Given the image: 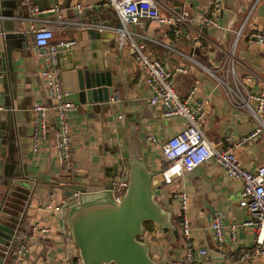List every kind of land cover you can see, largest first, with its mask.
<instances>
[{"label": "crops", "instance_id": "crops-1", "mask_svg": "<svg viewBox=\"0 0 264 264\" xmlns=\"http://www.w3.org/2000/svg\"><path fill=\"white\" fill-rule=\"evenodd\" d=\"M55 1L63 21H76L73 6L79 4L83 6L79 21L117 27L113 11L100 7V0ZM153 1L163 16L184 11L189 18L196 21L201 17L207 0ZM30 2L39 11L36 28L44 26L52 29L55 41L75 43L70 50H59L56 56L61 85L63 81L71 82L75 70L87 65L111 74L119 86L112 94L118 102L113 103L114 108L109 119L106 110L93 111L86 105L72 102L75 109L66 114L71 153L68 174H61L55 162L54 133L57 129V118L51 111L46 116L44 138L39 141L36 152L32 153L33 125L30 109L33 104L48 105L40 76L42 64L34 55L24 0H0V32L4 33V37H0V197L4 193V184L16 175L30 186L35 185V192L40 194L39 204L49 201L55 206L64 198L57 200L46 197L44 192L52 184L64 186L66 183L63 181L71 179L73 185L84 188L103 182L107 178L114 180L121 160V153L114 155V152L117 145L120 152L126 150L124 139L128 121H131L135 128L141 157L145 160L147 168L156 172L158 177V172L165 166L159 146L181 131L184 122L178 117L165 118L159 107L148 105L149 89L134 61L126 38L110 30L96 31L97 39L95 45L91 46L92 42L86 36V30L65 27L58 31L55 25L44 23L53 19L52 14L48 13L53 0ZM247 15L241 36L232 49L234 34ZM129 30L162 43H167L169 39L166 26L148 20H143L140 25ZM256 31H264V0H223L220 15L213 26L201 31L197 24L183 23L178 29L175 47L182 55L209 71L221 67L226 56L232 51L235 75L245 88V91H241V96L244 97L245 92L256 93L260 83L264 82V47L248 45L245 41L249 33ZM147 51L165 70H170L176 65L187 69L186 74L173 78L172 87L176 94L182 97L194 86L196 90L191 106L201 101L206 102L200 129L212 146H220L226 136L232 140L243 138L254 129L255 122L249 114L232 106L215 80L198 65L154 45H147ZM6 52L12 57L9 71ZM110 103L112 102L108 101V104ZM117 116L121 119H117ZM262 119L264 121V114ZM148 137L153 141H148ZM233 155L237 164L247 171L253 172L264 166V130L233 150ZM239 188V182L229 177L212 161L185 172L174 185L166 187L158 202L162 208L171 212L172 229L159 232L152 228L146 231L151 259L158 264H168L179 260L183 255L184 241L178 225V203L173 197L174 191H178L187 197L186 219L193 248H205L207 251L206 257L198 260L196 264H213L207 258L208 251L215 249L209 230L214 213L219 214L221 226L226 234L223 249L218 250L223 252L224 262L264 264V259L241 262L229 258L248 248L252 238V228L242 224L248 214L238 206ZM168 191L170 192L167 193ZM63 208L58 214H41L31 208L27 209L31 218L27 220L29 225L26 227L30 231V227L36 223V233L33 231L31 236L37 237V240L30 245L25 259L20 264H54L64 258L76 257L75 248L65 236ZM16 222L17 220L14 221ZM229 227L233 228V241L227 236ZM40 228H47L49 232L40 235Z\"/></svg>", "mask_w": 264, "mask_h": 264}, {"label": "built area", "instance_id": "built-area-1", "mask_svg": "<svg viewBox=\"0 0 264 264\" xmlns=\"http://www.w3.org/2000/svg\"><path fill=\"white\" fill-rule=\"evenodd\" d=\"M222 2L223 0H207L201 17L194 21L184 11L180 14H170L169 16L161 15L158 6L153 0H100V7L109 8L114 13L117 27L113 28L102 24L79 21L83 8L79 4L73 6L76 21H63L60 9L56 1L53 0L48 9V13L52 14L53 19L44 23L55 25L58 31H62L65 27L79 30L91 29L98 32L110 30L126 38L134 61L142 74L146 87L149 89L148 105L159 107L162 111V116L165 118L178 117L184 122L181 131L165 140L159 146L160 156L165 166L158 172V179L162 181L164 187L172 186L185 172H190L205 162L212 161L222 168L229 177L237 180L240 184L237 196L238 206L248 214V217L242 224L243 226L252 228V238L248 248L241 250L236 255L229 256V258L232 261L242 262L251 259H264V166L259 167L253 172L241 168L235 160L233 150L239 148L244 142L252 140L264 130V121L262 119L264 114V82L260 83L256 93L245 92V96L242 97L241 91H245V88L241 80L235 75L232 51L226 56L221 67L209 71L189 57L182 55L175 47L178 40V29L183 23L190 22L191 24H197L201 31L213 26L220 15ZM24 5L27 9L28 33L32 37L34 55L42 64L40 76L43 80L48 100V105L33 104L30 109L33 125L31 152H36L39 141L44 138L46 116L48 112H53L57 118V129L54 133L55 162L61 174H68L71 153L69 147V125L66 121V114L74 110L75 105L65 99L56 56L59 50H70L75 43L64 40L55 41L52 29L44 26L36 28L35 25L39 22L37 20L38 9L31 5L30 0H24ZM247 17L248 15L243 19L234 34L232 49L237 39L241 36ZM143 20L166 26L169 33L168 42H158L153 38L129 30L131 27L140 25ZM0 37H4V33L0 32ZM245 41L248 45L264 47V31L249 33ZM149 44L186 58L194 65H198L210 78L215 80L232 106L242 109L249 114L255 122L254 129L243 138L232 140L226 136L221 141L220 146H212L204 138L200 129L206 102L201 101L191 106V101L196 90L194 86L182 97H179L172 87L173 78L179 74H186L187 69L176 65L170 70H165L158 60L150 56L147 51V45ZM109 102L116 103L118 100L114 96L110 98ZM117 119L120 120L121 117L117 116ZM147 139L148 141H153L150 137ZM126 176V163L124 160H120L113 178L114 180H112L110 186L111 196L115 202L119 200L122 195L121 190L125 188ZM173 197L178 203V225L184 241V252L179 260L171 261L168 264H196L198 260L206 257L207 251L205 248H193L189 224L186 219V195L174 191ZM64 205L65 199L56 206L47 201L39 204L35 211L41 214H58ZM36 229L37 225L34 224L31 226L30 231L17 233L14 236L12 249H6L3 252L5 256H10V264H20L23 262L30 245L37 240V237L31 236L33 231L36 233ZM209 230L215 249L222 250L226 234L221 226L218 213L212 215ZM48 232L47 228L38 229V234L40 235H45ZM227 236L231 241L234 240L232 227H229ZM54 264L80 263L75 258H64Z\"/></svg>", "mask_w": 264, "mask_h": 264}, {"label": "water", "instance_id": "water-1", "mask_svg": "<svg viewBox=\"0 0 264 264\" xmlns=\"http://www.w3.org/2000/svg\"><path fill=\"white\" fill-rule=\"evenodd\" d=\"M85 34L92 42L91 46L95 45L96 30H86ZM11 60L6 52L8 71ZM117 88L119 86L109 72L87 65L76 69L72 81H63L62 85L66 100L86 105L93 111L106 110L108 119L114 108L108 101ZM128 123L124 139L126 150L120 152L117 145L114 152V155L121 153L127 169L125 189L117 202L111 196V178L84 188L67 179L63 181L64 186L52 184L44 192L46 197L65 199L62 212L65 236L75 248L80 264H158L150 257L143 225L148 223L159 232L172 229L171 212L158 202L164 192L161 189L163 183L156 172L147 168L140 154L135 128L131 121ZM4 185L0 197V264H10V256L3 252L12 249L20 222L24 220L26 226L29 225L27 220L31 216L27 209L36 210L40 194L35 192V185L30 186L17 175ZM223 258L222 251H208L207 259L213 264H226Z\"/></svg>", "mask_w": 264, "mask_h": 264}, {"label": "trees", "instance_id": "trees-1", "mask_svg": "<svg viewBox=\"0 0 264 264\" xmlns=\"http://www.w3.org/2000/svg\"><path fill=\"white\" fill-rule=\"evenodd\" d=\"M30 228H31V227H30ZM152 228H153V227H152L150 224H148V223H145V224L143 225V229H144L145 233H146V231H148V230L150 231ZM24 231H29V228L26 227V224L24 223V220H22V221L20 222V225H19L18 234H20V233H22V232H24ZM150 257H151V255H150ZM75 259H77V258L75 257Z\"/></svg>", "mask_w": 264, "mask_h": 264}, {"label": "rangeland", "instance_id": "rangeland-1", "mask_svg": "<svg viewBox=\"0 0 264 264\" xmlns=\"http://www.w3.org/2000/svg\"><path fill=\"white\" fill-rule=\"evenodd\" d=\"M125 189V188H124ZM124 189L121 190V193H123ZM162 190H166V187H162Z\"/></svg>", "mask_w": 264, "mask_h": 264}]
</instances>
